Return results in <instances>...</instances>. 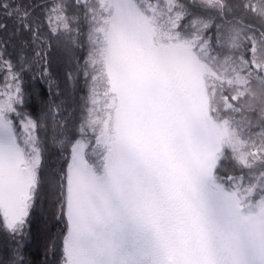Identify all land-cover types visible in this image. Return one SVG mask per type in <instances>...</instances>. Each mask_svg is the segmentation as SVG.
Masks as SVG:
<instances>
[{"label": "snow or ice", "instance_id": "obj_1", "mask_svg": "<svg viewBox=\"0 0 264 264\" xmlns=\"http://www.w3.org/2000/svg\"><path fill=\"white\" fill-rule=\"evenodd\" d=\"M38 217V264H264V0H0V264Z\"/></svg>", "mask_w": 264, "mask_h": 264}, {"label": "trees", "instance_id": "obj_2", "mask_svg": "<svg viewBox=\"0 0 264 264\" xmlns=\"http://www.w3.org/2000/svg\"><path fill=\"white\" fill-rule=\"evenodd\" d=\"M52 70L54 74L59 77L60 81L63 82L65 73L73 71L74 64L72 61L68 60L64 53L56 49L52 50L51 54ZM63 87V83H62ZM65 100L64 103L68 107L70 113H77L82 105V85L79 88H64ZM42 221L37 218L36 226L34 232L37 235L36 243L33 245L32 249L29 251V256L37 262L40 259V251L43 247V241L40 234V227ZM50 264H54V260L50 261Z\"/></svg>", "mask_w": 264, "mask_h": 264}]
</instances>
